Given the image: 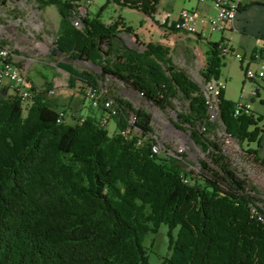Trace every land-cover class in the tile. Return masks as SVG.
Instances as JSON below:
<instances>
[{"label": "trees", "instance_id": "trees-1", "mask_svg": "<svg viewBox=\"0 0 264 264\" xmlns=\"http://www.w3.org/2000/svg\"><path fill=\"white\" fill-rule=\"evenodd\" d=\"M76 1L35 0L41 10H59L54 44L69 58L58 63L69 88L83 96L87 89L104 88L100 74L74 64L89 62L164 112L180 102L182 111L172 123L207 159L194 172L186 169V155L154 154L152 115L120 96H104L118 111L111 118L118 131L110 136L96 116L59 123L66 111L51 106L52 81L27 109L18 90L10 89L9 96L1 91L0 264H149L144 240L162 225L169 228L171 251L162 264H264V199L253 182L238 176L216 133L219 126L241 146L256 144L246 154L264 168L258 154L264 116L250 110L235 117L237 103L223 92L220 120L212 123L203 88L174 63L170 48L140 40L129 47L123 35L137 34L122 18L107 25L100 15L87 16L77 28ZM7 2L0 0L2 6ZM111 3L155 22L159 0ZM193 36L209 44L205 83L219 80L226 40ZM129 128L139 132L122 136Z\"/></svg>", "mask_w": 264, "mask_h": 264}, {"label": "rangeland", "instance_id": "rangeland-1", "mask_svg": "<svg viewBox=\"0 0 264 264\" xmlns=\"http://www.w3.org/2000/svg\"><path fill=\"white\" fill-rule=\"evenodd\" d=\"M200 3L199 11L202 21L199 22V32L202 33L205 39L210 40L212 43L221 42L223 37L231 40L233 47H230V49L249 59L252 54V43L244 41L239 35L232 36L228 32H212L210 25L203 19L204 17L216 16L212 0H202ZM197 5L198 0H159L155 19L158 20L166 14H171L172 18L175 19L184 10L197 9ZM89 10V16L92 19L100 15L101 21L107 25L112 24L118 18H122L125 25L132 28L138 37L123 35L129 47L137 46L138 40L143 43L160 42L166 45L172 51L174 63L181 70L187 72L189 77L202 88L205 87L206 83L202 77V71L207 61L206 52L209 46L207 41L198 40L196 36L182 32L168 33L161 27L159 30L155 24L151 23L152 20L149 21L143 13L135 9L122 8L114 3L107 4V0H93V5ZM58 11L56 6L41 10L35 0H8L6 6L0 4V41H7L16 47L20 62L29 69L28 74L34 84L33 87L36 89L35 94L45 91L48 81L54 82L57 86L54 88L56 89V95L53 94L49 97L55 104H51V106L59 112L66 111L65 120L72 123V119L69 118L71 113L76 114L78 117L90 116L92 108L89 100H86L81 93L69 88L68 74L58 68V63L64 62L63 57L52 53L61 20ZM240 62L233 53L223 58L220 78L225 80L227 84L226 92H224L225 99L235 103L250 104L256 117L264 116V82L258 83L261 85L260 92L255 94L254 88L257 85L246 79L245 66H242ZM74 64L78 68L100 74L108 95L120 96L131 101L135 108L147 109L153 117L152 126L155 136L163 143L168 144L171 149L186 146L188 150L185 158L188 163L186 169L194 172L201 171L199 160L207 159L206 153L201 148L195 147L189 139L183 138L186 133L179 131L172 123L173 120H176V113L182 111L183 104L176 102L175 110L170 109L164 112L151 106L141 95L127 90L119 82L106 78L103 72L91 63L74 62ZM30 106L31 103L25 102V109ZM261 125L264 126V121ZM106 129L110 136L118 131L114 120L109 122ZM216 133L219 139L218 142L223 143L224 130L218 126ZM261 144L260 154L264 156V136ZM222 146L227 157L237 169L238 176L253 182V185L261 193V199H264V168L256 165L246 154L248 148H254L255 150L258 146L254 143H245L244 146H241L238 142H235L231 147H225L224 143ZM173 235L177 239L178 229L173 231ZM169 241V228L167 225L160 226L156 234H149L146 237L144 246L148 252L149 264H162L164 258L171 256Z\"/></svg>", "mask_w": 264, "mask_h": 264}, {"label": "built area", "instance_id": "built-area-1", "mask_svg": "<svg viewBox=\"0 0 264 264\" xmlns=\"http://www.w3.org/2000/svg\"><path fill=\"white\" fill-rule=\"evenodd\" d=\"M202 1V0H201ZM212 4L216 10V16L205 18L204 20L210 25L212 32H228L240 12V5L236 0H212ZM76 15L74 19V25L77 28L82 27V19L90 15L89 8L93 5V0H77ZM198 13L193 10L182 11L175 19L172 18L171 14L163 16L160 22V26H165L168 29L175 28L180 30L182 33L187 35L200 34L198 25ZM149 19V18H148ZM224 46V47H223ZM222 52L226 55L234 54L239 59L242 66H245L246 79L256 83L257 87L254 88V93L257 94L261 88L258 83L264 82V47L260 51H256L251 54L249 59L246 56H242L240 53H235L233 49L223 44ZM16 47L11 44L6 46L0 45V92L6 90L9 96L10 89L21 90L23 92V101L33 102L35 97L34 84L30 80L28 74V67L21 63L18 58ZM253 66V67H252ZM227 84L223 79L214 80L205 85L203 93L206 98V104L208 107L209 121L212 123L220 120V97L223 92H226ZM107 92L104 88L100 90L86 91V100H89V104L93 110H105L107 114L99 119V123L102 127L106 128L111 118L118 114L117 109L113 107V101L111 99L105 100L104 96ZM51 94H54L51 92ZM252 106L250 104L237 103L234 109V116H241L243 113H248ZM66 115H62L59 119H65ZM136 117L132 116L130 120L131 126L136 124ZM84 118L80 119L82 123ZM205 130V128H204ZM137 134L139 131L137 128H129L123 132L122 136H128V134ZM224 146L231 147L235 141L232 135L226 134L224 131ZM150 140L155 141L153 143L152 150L156 155H162L164 157H171L178 155H186L188 151L186 146H179L176 149L169 148L168 144L163 143L162 140L158 139L155 134L149 135ZM187 138L184 135L183 138Z\"/></svg>", "mask_w": 264, "mask_h": 264}, {"label": "crops", "instance_id": "crops-1", "mask_svg": "<svg viewBox=\"0 0 264 264\" xmlns=\"http://www.w3.org/2000/svg\"><path fill=\"white\" fill-rule=\"evenodd\" d=\"M236 1H238L239 5L241 7V10L239 12L238 17L236 18V21L234 22L232 28L228 31V33H230L232 36H234V35L241 36V38L244 41H247L248 43H252V48H251L252 53H254L256 51L258 52L262 49V46H264L263 45L264 44V0H236ZM200 2L201 1L198 0L197 9L193 10V11H196L199 15L198 16V25H199V22L202 21V19L200 17V11H199L200 5H201ZM163 16L158 20L155 19V22L151 21V19H148V18L147 19L149 21H151L152 24H155L159 29L160 28L159 20H161L163 18ZM203 19H205V17ZM159 30H158V33H159ZM168 33H170V32H168ZM200 34H202V33L200 32ZM224 39L226 40V44L229 48L233 47V42L231 40H227L226 38H224ZM55 87H57V86L54 85L53 90L51 92H53L56 95V89H54ZM259 92H260V90H259ZM76 110L78 111V109H76ZM103 115H104L103 112L91 109L90 116H96L98 118H101ZM69 116H70L69 117L70 120L72 119L71 120L72 123H74V122L77 123L81 118L87 117V116L78 117L74 113H71V115H69ZM73 119H74V121H73ZM261 146H262V144L259 147V153L258 154L261 158H264V156H261V154H260L261 153Z\"/></svg>", "mask_w": 264, "mask_h": 264}, {"label": "water", "instance_id": "water-1", "mask_svg": "<svg viewBox=\"0 0 264 264\" xmlns=\"http://www.w3.org/2000/svg\"><path fill=\"white\" fill-rule=\"evenodd\" d=\"M52 53H53V55H58V56L63 57L64 62H66L67 60H69V58L66 57L65 54L58 47H55L53 49Z\"/></svg>", "mask_w": 264, "mask_h": 264}, {"label": "bare ground", "instance_id": "bare-ground-1", "mask_svg": "<svg viewBox=\"0 0 264 264\" xmlns=\"http://www.w3.org/2000/svg\"><path fill=\"white\" fill-rule=\"evenodd\" d=\"M21 99H23V92L21 90H18V94H17ZM25 102V101H24ZM33 102H31L32 104ZM64 119H59V123H62Z\"/></svg>", "mask_w": 264, "mask_h": 264}]
</instances>
